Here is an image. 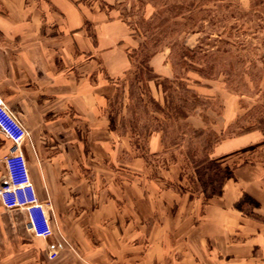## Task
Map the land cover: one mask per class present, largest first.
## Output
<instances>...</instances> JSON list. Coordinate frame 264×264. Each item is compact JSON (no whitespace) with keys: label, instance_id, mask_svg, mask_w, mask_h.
<instances>
[{"label":"crops","instance_id":"crops-1","mask_svg":"<svg viewBox=\"0 0 264 264\" xmlns=\"http://www.w3.org/2000/svg\"><path fill=\"white\" fill-rule=\"evenodd\" d=\"M141 47L98 0H0V98L28 133L21 150L52 228L35 238L22 209L0 211V264H264V135L224 136L238 117L231 98L209 122L210 159L228 175L208 196L192 191L179 144L165 145L161 130L140 144L135 126L119 125ZM171 52L146 59L159 104L156 81L175 80ZM184 121L207 127L203 110ZM10 147L0 131V183Z\"/></svg>","mask_w":264,"mask_h":264},{"label":"rangeland","instance_id":"rangeland-1","mask_svg":"<svg viewBox=\"0 0 264 264\" xmlns=\"http://www.w3.org/2000/svg\"><path fill=\"white\" fill-rule=\"evenodd\" d=\"M98 1L113 7L142 41L134 59L129 113L119 125L135 126L140 144L149 132L161 130L165 145L181 146L176 153L188 188L204 196L216 192L228 168L210 159L218 136L209 122L219 120L232 98L238 103V117L224 136L248 130L264 135V0ZM162 48L172 51L175 80L156 81L163 97L159 104L146 87L147 80H154L146 59ZM118 108L115 103L111 109L113 121ZM195 110H203L206 128L184 121ZM0 211L10 214L1 203ZM34 244L39 248L38 240Z\"/></svg>","mask_w":264,"mask_h":264},{"label":"built area","instance_id":"built-area-1","mask_svg":"<svg viewBox=\"0 0 264 264\" xmlns=\"http://www.w3.org/2000/svg\"><path fill=\"white\" fill-rule=\"evenodd\" d=\"M0 131L11 142L10 150L3 158L6 177L0 183V203L7 210L22 209L33 237L47 239L52 235L50 205L38 199L21 150L28 133L1 98ZM48 257L54 259L56 253L50 252Z\"/></svg>","mask_w":264,"mask_h":264}]
</instances>
